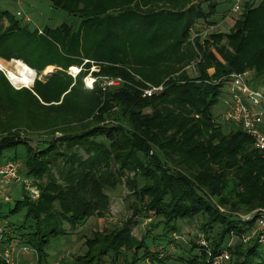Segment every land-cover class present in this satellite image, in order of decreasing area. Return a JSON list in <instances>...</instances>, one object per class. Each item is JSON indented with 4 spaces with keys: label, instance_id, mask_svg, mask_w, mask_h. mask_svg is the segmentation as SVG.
Segmentation results:
<instances>
[{
    "label": "trees",
    "instance_id": "obj_1",
    "mask_svg": "<svg viewBox=\"0 0 264 264\" xmlns=\"http://www.w3.org/2000/svg\"><path fill=\"white\" fill-rule=\"evenodd\" d=\"M165 1L169 0H51L53 8L79 17V22L75 26L64 22L56 28L46 27L43 33L39 29H31L28 24L23 25V21L12 17L9 10H0V24L3 17L10 21V26L0 31V57L23 59L39 71L50 65L62 68L48 76L46 83L36 80L28 92L34 91L44 98L48 91L52 94L65 86L64 96L60 99L62 102L55 104L56 107L76 104L84 109L85 120L94 124L81 132L78 128L72 133L61 129L65 135L52 142L39 138H28L25 142L0 139V164L9 159L20 163L21 158L16 155L8 159L3 155L11 150L17 153L21 146L27 147L28 155L24 162L28 169L27 177L42 178L47 173L46 165L52 163L49 161L52 157L44 149L55 148L57 144H66L69 151L74 150L66 164L76 158L78 160L73 164L79 170L87 169L86 172L76 171L77 175L63 173L67 180L72 176H82L84 180L77 184L62 186L52 182L46 187L41 186L43 192L38 199L32 200L28 195L26 199H17L9 214L3 211L5 199L1 198L2 220L25 210L19 225L14 223L15 226L12 221L5 224L9 232H6L5 245L27 244L37 251L40 255L38 263H42L48 256L51 240L69 233L65 223L75 229L94 215L102 217L110 199L107 188H115L116 185L110 184L117 180L122 182L128 171H134L135 177H128L126 186L134 188L138 199L137 205H132L135 217L131 223L139 225L150 219V226L156 218L155 226L152 228L151 225L143 242L131 248L122 245L114 253L115 257L109 255V251L120 247L118 240L122 234L106 235L105 230H98L93 237L85 236L87 249L84 254H75L69 260L61 259L60 264H96L99 257L101 259L106 254L117 264L121 252L125 254L127 264H148L147 258L155 263L165 262L170 257L158 250L155 239L160 233H156V229L160 225L166 228L169 220L195 217L208 222L202 230L209 239L213 222L224 226L221 239L213 238V249L217 255L228 247L232 231L238 230L236 235H241L257 222L260 213L248 222H244L241 215L264 209V153L255 148L252 137L241 125L213 123V107L224 94L227 79L219 84L205 81H216L234 72H244L249 67L255 69V79L264 78V0L246 1L243 14L229 35L214 31L202 45L198 37H203L197 33L193 38H197L200 46L199 62L197 52L188 43L191 29L201 21L214 25L216 21L212 17L218 14L220 2L211 3L210 10H207L192 0H178L181 3L173 8L164 6ZM187 1H192V5L187 9L180 7ZM178 33L181 34L180 39L176 37ZM100 35L102 37L98 38ZM135 38L142 41L145 52L128 61L125 47ZM149 49L153 50L150 54ZM105 58L112 65H101L98 71H93L96 80L92 88L85 87L82 80L91 72L90 61L98 63ZM86 59H89L85 64L87 68L81 67L76 78L69 73L76 81L78 77L80 80L72 85L73 81L67 80L71 78L64 70L75 64L82 65ZM149 59L150 66L147 63ZM156 60L160 62L157 68L169 74L165 78L168 80L164 91L145 97L141 90L145 87L142 80L150 76L144 73L142 76L135 71L156 70ZM190 62L197 65V77H185L181 73L175 77L177 70ZM134 64L141 68L137 69ZM211 70H214L213 74ZM103 73L122 78L124 82L105 86L100 81ZM0 78L5 81L1 71ZM62 78L68 83L56 81ZM53 81L56 84H52ZM4 90L0 95L9 103V110H24L30 114L26 106L27 102L34 104V97H25L24 100L12 97L13 90L9 85H5ZM148 107L152 108L150 113L145 110ZM197 114L202 116L197 117ZM79 118L84 119L81 114L72 112L70 121L59 125L70 127ZM100 133L106 135L108 146L99 143ZM40 143L46 147L38 153L34 150ZM80 149L87 154L85 158ZM61 155L67 156L66 153ZM90 158H93L91 162L86 161ZM141 181L144 183L139 185ZM22 191L24 194L27 192L25 188ZM54 206L62 219L59 224L53 218L54 210L42 219L43 214ZM124 239L134 242L129 234ZM229 250L233 264H264L262 245L254 243L246 252L240 245L236 250ZM194 251L191 250L190 257H182V264H210L205 251ZM0 264H8L1 255Z\"/></svg>",
    "mask_w": 264,
    "mask_h": 264
},
{
    "label": "rangeland",
    "instance_id": "obj_2",
    "mask_svg": "<svg viewBox=\"0 0 264 264\" xmlns=\"http://www.w3.org/2000/svg\"><path fill=\"white\" fill-rule=\"evenodd\" d=\"M183 2V0H180ZM193 3L196 5H201L202 7L206 8L207 10H210V5L211 3L217 2L218 0H192ZM192 1H187L183 4L180 5L182 8H188L189 6L192 5ZM178 0H169L165 1L164 6L167 7H175L178 3L180 4ZM224 2V1H223ZM227 3V2H226ZM228 4V3H227ZM195 6V5H194ZM0 10H9L12 17H15L17 20H22V24L26 25L28 24L31 29H39L40 33H43V30H45L46 27L50 28H56L57 26L61 25L64 22H67L71 24V26H75L79 22V17L70 15L69 13L62 11V10H57L52 7V2L51 0H0ZM24 11L27 13L32 21L26 22L25 20L21 19L18 17L17 12L18 11ZM226 10L222 11L218 9V14L212 17V20L216 21L214 25H208L207 22L201 21L199 22L196 26H194L191 29V36L188 40V43L195 49L198 55L197 61L199 62L200 57H201V52H200V46L197 45V38H193L197 33H200L201 37H198L201 41V44L203 45L205 42V39L209 38L210 33L214 31H222L224 35H229L230 33H233L236 25V21L239 18L240 15H237L231 19H235V21L231 22L226 19L227 11ZM243 13V12H242ZM17 17H16V16ZM25 23V24H24ZM10 26V21L8 17H3L1 24H0V31L8 28ZM180 32V31H179ZM102 35H100L98 38H101ZM177 39H180L181 34L178 33L176 36ZM133 39L131 43L127 45V53L126 57L128 58V61H132L137 55L140 53L142 56V52H145L144 47L142 45V41L140 39ZM226 41V39L224 40ZM102 51V50H100ZM149 54L153 52V50L149 49ZM182 52V51H181ZM24 61L23 59L17 58V57H11V58H6V57H0V71L3 73L5 76V81L4 79L0 78V93L1 91H4L5 85H9L10 89L13 90V95L12 97H17L19 99L30 98L34 97L36 100H32L34 104L32 105L31 103L27 102V110L30 112V114L26 113L24 110H9V103L3 101L2 96L0 95V139H13L21 142H25L28 140V138H39V139H49V141H55L63 137L65 135V132L61 131V129H64L68 133L74 132L73 130L75 128H78L77 130L81 132L82 129L85 127L93 126L94 124H90V121L85 120L84 118V109L82 107H77L76 104L72 103H66L64 104L65 107L61 108L58 106L56 107L55 104H61V100L64 95H62V92L65 90V86L58 89L57 92L48 93L44 94V98L39 97L34 91L28 92L29 90L33 89V86L31 87H23L24 85H16L11 78L9 77L8 74V69L10 70H15L17 64V61ZM12 61V63L10 62ZM89 59H86L81 63L82 65L75 64L71 66L69 69L64 70V72L71 78L67 80L73 81L72 85L78 81L79 77L77 78L76 81V75L73 74L72 67H77V68H83L84 66L87 68V65H85ZM151 59L148 60V65L150 63ZM92 63L91 65V72H89L87 75L84 76L83 82L85 87L87 88H92V86L89 83H92L96 78L92 75L93 71H98L102 66H109L112 65L108 61H106V58L104 60H101L100 62H95V61H90ZM156 70H147V69H138L141 68L140 65H135V67L139 70L135 71L139 74H149V78L146 80H142V83L145 84V86L149 85H162L166 84L168 79H165L167 75L165 74V71H161L157 68V65L160 63L159 61L156 60ZM29 65V64H28ZM102 65V66H101ZM31 68H33L37 72V77L36 80H38L41 83H46L48 80V76H51L52 74L56 73L59 70H62L61 67L57 65H50L47 66L44 70L39 71L35 67L29 65ZM150 66V65H149ZM197 65L196 63L190 62L189 65L184 67L183 69L181 68L180 70H177V73L175 74V77H178L177 74L181 73L185 77L190 76V78H195L198 75L196 73V68ZM210 66H208L209 68ZM81 68V70H82ZM250 68V67H249ZM247 68L244 70L243 73H246L248 75V79L254 83L252 86L254 88L260 87L261 89H264V78L260 79H255V69H249ZM129 69V68H128ZM76 71V70H75ZM131 71V70H129ZM141 71V72H140ZM50 72V73H49ZM134 75V72L131 71ZM212 74L214 70L210 71ZM73 74L75 78H73L70 74ZM104 75L100 78L101 83H105L106 81L110 79H114L112 76H107L105 73ZM143 76V75H142ZM136 79H140V76L135 75ZM73 78V79H72ZM35 80V82H36ZM66 79H56V81H64L63 83H68ZM55 81V80H54ZM52 82V84H56L55 82ZM5 84V85H4ZM35 84V83H34ZM79 84V83H78ZM3 85V86H2ZM91 87H90V86ZM46 87V86H45ZM13 88V89H12ZM226 86L224 87V90H226ZM23 89V90H22ZM48 88H46L47 91ZM61 96V98H60ZM225 97L226 95H222L221 98L219 99L218 103L213 107V114H214V120L213 123L216 125H223V126H228L231 125L230 123H222L219 122L217 119L215 120L216 116H219V114L225 109ZM14 99V98H13ZM61 99V100H60ZM11 101V100H10ZM147 113H150L152 110L151 107L145 108ZM12 111V112H11ZM72 112H75L77 114H81L82 118L77 119L76 122L73 124H70V127H64L60 126V123L66 124L68 121H70V114ZM86 113V112H85ZM67 114L69 117H66ZM198 116H202V114H197ZM106 122L102 124V126L105 125ZM101 124V123H100ZM47 125V126H43ZM100 142L105 145H109V140L106 138V135L103 133H100L97 138ZM36 146V145H35ZM46 147V146H45ZM41 143L36 146L35 150L36 152L39 153L42 149L45 148ZM75 149H79L75 147ZM84 149H87L85 147ZM45 151H48V153L51 154V161L52 163L47 164V173L42 177H27L26 172L28 171L27 166L25 165V159L28 155L27 147L21 146V148L18 150L17 153H15V150H11L9 153L5 152L3 156H5V159H8L9 157H13L16 155L20 159V175L23 179H26L27 181L23 182H17V184L13 185V188L9 190V193H0V201L1 198L6 197L7 195L11 196L12 199L10 201L4 200V207L3 211L5 214L10 213V209L15 206V201L17 199H26L27 195L31 197L32 200L38 199L42 195V188L41 186H48L52 182L58 183L62 186L69 185L71 183H78L84 178L82 176L77 177V176H72L69 180L65 179L66 177L63 176V173L67 174V172H72L73 175H77L78 172H86L87 169L83 168L82 170H79L77 166L73 164V162L77 161L78 159L75 158V160H70L71 163L66 164L67 160L71 154L74 153V150L69 151L68 147H66V144H57L56 147L54 148L53 146L51 147H46L44 149ZM67 156L63 157L61 154H65ZM80 154L84 155V158L86 157V153L84 152L83 149H80ZM93 158L87 159L86 161L91 162ZM87 165V164H86ZM45 166V167H46ZM120 168V165H117V168ZM29 168V167H28ZM114 168L115 171L118 169ZM74 169H78L75 170ZM40 171V170H39ZM77 171V173H76ZM76 173V174H74ZM128 177L134 178L135 173L134 171L132 172H127V176L122 179V182H117L115 184H110V185H116L115 188H107V191L110 193V199H108L106 208L104 212H102V217L99 216H92L88 218L82 225L77 226L75 229L72 227L70 224L65 223V227L67 230H69V233L67 235L58 237V238H53L51 241L50 246L48 247V256L45 257L42 263L40 264H45L49 263L55 259H66L69 260L72 257L74 258V255H81L84 254L83 252L87 249L84 245L85 243V236H94L96 231L100 230L103 231L105 230L106 235H113L116 233H121L122 236L119 238L118 243L120 241L121 245L118 248H112L110 249L109 252H111L109 255L114 256V253L117 251V249H120L121 246L123 245L124 247L131 248L134 245H136L138 242L144 240V237L148 234L149 228L151 229L155 226V223L157 222V219L155 218L154 223L150 224L149 222L150 219L144 220L142 223L139 225L131 223L132 220L135 217L134 214V209L133 206L137 205L136 203L138 202L137 199V193H134V188H130L127 185V180ZM139 185H142L144 182L141 181L139 182ZM33 187V189H31ZM35 187V188H34ZM22 188H25V194L22 191ZM137 188V185L135 186V190ZM133 205V206H132ZM54 209L47 210L43 215L42 219L45 217H48V214L53 211V218L56 220V224H59L62 219L59 214L58 209L54 206ZM251 211L249 213H246L244 215H241V218L244 222H248L247 218H252L251 215L252 213L256 212ZM56 212V213H55ZM58 212V214H57ZM25 215V210H20L19 213L16 214H11L10 218L7 217L5 219L7 222L12 221L13 224L16 223L19 225L20 222L23 221V217ZM61 219V220H60ZM139 219V218H137ZM255 219V218H253ZM252 220V219H250ZM208 222L204 220L202 217H195L193 219H184V220H169L167 223L166 228H164L163 225H160L156 229V233H160V235L156 236L155 239V244L158 247V250L164 251L166 253V257L168 258L167 261H159V262H154L150 258H147L146 263L148 264H182V257H190L191 250H195L193 253H198L205 251L206 253V259L210 264H221V260H217V258L221 256V254L225 251L230 254V258L232 256L231 250L229 248L235 249L240 245V248L242 251H247L249 250V246L256 243V245H262V248L264 249V227L261 226L259 219H257V222L252 225V227L247 228V232H243L241 235H236L238 230L232 231L231 236L229 241L227 242V246L225 249L215 255L214 249H213V238L216 237L219 240L221 239V234L222 231L224 232V229L222 226H220L218 223L213 222V228L211 227L210 229V235L212 237H208L204 229L207 225ZM16 224H14L16 226ZM241 225V224H240ZM238 224H233L232 226H240ZM210 228V227H209ZM169 229L170 232L166 233V230ZM177 229V230H176ZM176 230V231H174ZM174 231V232H173ZM241 231V230H240ZM13 233V232H12ZM134 239V242L126 241L124 239V236L128 235ZM103 236V235H100ZM166 240H161L165 239ZM170 239V240H168ZM215 239V238H214ZM125 240V241H124ZM18 241V239H17ZM150 240H148L149 242ZM161 241V242H160ZM27 245V244H26ZM23 246V245H19ZM31 247V246H28ZM116 247V246H115ZM32 248V247H31ZM257 248V246H255ZM34 249V248H33ZM123 250L126 248H122ZM245 249V250H243ZM73 255V256H72ZM108 254L103 255L96 264H114L113 259L111 256ZM39 254L34 252V251H27L22 253L19 256L20 259V264H39L38 259H39ZM115 257V256H114ZM125 254L121 252V254L117 257V261H119L117 264H127L126 260H124ZM216 258V260H215ZM16 261H18L16 259ZM224 264H233L232 260H226Z\"/></svg>",
    "mask_w": 264,
    "mask_h": 264
},
{
    "label": "built area",
    "instance_id": "obj_3",
    "mask_svg": "<svg viewBox=\"0 0 264 264\" xmlns=\"http://www.w3.org/2000/svg\"><path fill=\"white\" fill-rule=\"evenodd\" d=\"M221 1L229 4L226 15V19H229L242 14L245 3L248 0ZM17 15L27 22L32 21L31 17L24 11H18ZM73 68L75 67H72L71 72L77 76L80 73L81 68H77V71L73 70ZM224 80L227 81V88L226 90H223V95H226L225 109L219 114V116H216L215 120L217 119L222 123L227 122L241 125L244 131L252 137L255 148L264 153V130L261 126V121L264 118V89H261L260 87L254 88L252 86L253 83L248 79V75L243 72H234L229 76L222 77L216 81L206 80L205 82L219 84ZM94 82L95 80L89 84L93 86ZM123 82L124 80L122 78H114L106 81L104 85L113 86L119 85ZM141 90L145 97H151L164 91L165 85H149L141 87ZM20 167L21 164L13 159H9L0 164V193L4 192L7 194L9 193V190L13 188V185L17 184V182L22 181L23 183L27 181L21 177ZM31 189H33V187H31ZM4 199L10 201L12 197L7 195ZM258 213H260L258 218L260 224L264 227V209L257 210L252 213V218L247 219H253L258 215ZM6 223H8L6 220L0 219V255L8 264H20L19 256L22 253L27 251H34L37 253V251L26 245L18 246L12 243L5 245L4 240L6 239V234L9 233L5 229ZM16 259L18 261H16ZM219 259L221 260V264H224L226 260L231 259L230 254L224 251L220 258H217V260ZM60 261L61 259L58 258L45 264H60Z\"/></svg>",
    "mask_w": 264,
    "mask_h": 264
},
{
    "label": "bare ground",
    "instance_id": "obj_4",
    "mask_svg": "<svg viewBox=\"0 0 264 264\" xmlns=\"http://www.w3.org/2000/svg\"><path fill=\"white\" fill-rule=\"evenodd\" d=\"M10 62L12 63V61ZM16 64L15 70L8 69L11 80L16 85H24L23 87L33 86L37 77V72L21 60L17 61ZM0 65L2 64L0 63ZM73 70L77 71V67L73 68Z\"/></svg>",
    "mask_w": 264,
    "mask_h": 264
},
{
    "label": "crops",
    "instance_id": "obj_5",
    "mask_svg": "<svg viewBox=\"0 0 264 264\" xmlns=\"http://www.w3.org/2000/svg\"><path fill=\"white\" fill-rule=\"evenodd\" d=\"M218 2H220L219 3V6H218V9L219 10H222V11H224V10H227L228 8H229V4H227L226 2L224 3L223 1H221V0H218ZM244 11V10H243ZM243 14V13H242ZM241 14V15H242ZM240 17V16H239ZM227 20H229V21H231V20H233V21H235V19H231V18H229V19H227ZM233 21H231V22H233ZM261 126H262V129L264 130V118L262 119V121H261Z\"/></svg>",
    "mask_w": 264,
    "mask_h": 264
},
{
    "label": "water",
    "instance_id": "obj_6",
    "mask_svg": "<svg viewBox=\"0 0 264 264\" xmlns=\"http://www.w3.org/2000/svg\"><path fill=\"white\" fill-rule=\"evenodd\" d=\"M50 73V72H49Z\"/></svg>",
    "mask_w": 264,
    "mask_h": 264
}]
</instances>
